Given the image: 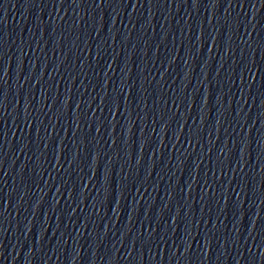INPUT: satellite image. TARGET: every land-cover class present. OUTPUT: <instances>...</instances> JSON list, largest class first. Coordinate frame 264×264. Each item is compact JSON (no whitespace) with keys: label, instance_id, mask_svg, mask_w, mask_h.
I'll list each match as a JSON object with an SVG mask.
<instances>
[{"label":"water","instance_id":"1","mask_svg":"<svg viewBox=\"0 0 264 264\" xmlns=\"http://www.w3.org/2000/svg\"><path fill=\"white\" fill-rule=\"evenodd\" d=\"M0 264H264V0H0Z\"/></svg>","mask_w":264,"mask_h":264}]
</instances>
